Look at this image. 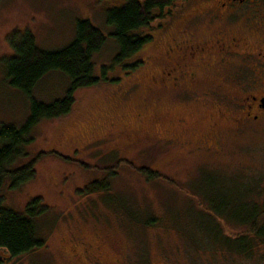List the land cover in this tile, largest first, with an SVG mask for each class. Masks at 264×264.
I'll return each mask as SVG.
<instances>
[{
  "label": "rangeland",
  "instance_id": "1",
  "mask_svg": "<svg viewBox=\"0 0 264 264\" xmlns=\"http://www.w3.org/2000/svg\"><path fill=\"white\" fill-rule=\"evenodd\" d=\"M111 1L114 0H0V120L20 125L30 113L29 97L8 83L2 64V58L12 52L8 35L15 29L30 28L40 46L61 48L75 38L76 23L83 18L108 33L105 6ZM185 1L188 0H177L172 6L177 14ZM170 9L141 29L152 38L130 59L141 61L137 69L124 72L117 67L109 72L107 81L79 88L68 114L43 119L34 128L33 140L26 145L28 158L20 164L40 151L46 152L36 164V176L14 189L6 182L0 194L7 206L18 211L25 210L32 197L42 198L49 208L37 219L50 252L42 249L21 254L3 264H61L64 256L60 248L69 247L72 235L79 241L99 240L93 234H100L98 226L105 223L114 225L110 232L119 241L143 254L159 249L179 263L181 260L187 264L190 259L195 264H223L215 257L218 251L214 240L207 239L206 234L200 237L203 226L196 216L207 207L206 202L199 204L203 201L200 194L210 179L218 177L220 166L226 173H240L233 177L240 194L251 186L264 188L256 180L258 177L252 180L255 172L264 174V133H239L230 140L225 158L196 149L195 145L180 148L156 141L200 140L215 111L212 104L193 106L196 110L178 107L171 111L167 108L168 90L155 85L157 53L162 56L172 35L168 29L175 16ZM117 50L116 41L109 36L94 55L97 72L102 64L110 63ZM68 83L65 74L51 71L39 81L33 95L51 102L64 94ZM181 117L183 124L171 128L170 121ZM54 151L74 159H65ZM122 159L152 168L165 178L149 179L124 164L113 175L105 171ZM222 161L227 163L220 165ZM229 163L237 165L233 168ZM241 173L247 178L243 179ZM98 179H107L109 188L88 192V184ZM198 186L205 188L200 190ZM242 200L247 212L249 203ZM258 246L250 254L239 253L226 259L224 264H264L263 244Z\"/></svg>",
  "mask_w": 264,
  "mask_h": 264
},
{
  "label": "flooded vegetation",
  "instance_id": "2",
  "mask_svg": "<svg viewBox=\"0 0 264 264\" xmlns=\"http://www.w3.org/2000/svg\"><path fill=\"white\" fill-rule=\"evenodd\" d=\"M185 2V7L178 14L172 7L177 0L166 8L173 10L171 14L175 19L168 29L172 34L171 40L166 42L162 56L157 53L159 71L154 75V82L160 90H168L167 108L171 111L178 107L191 110L193 106L203 108L210 104L214 105L215 111L208 123V131L200 140L170 138L156 141L180 148L195 145L196 149L225 158L229 153L230 140L239 133H264V0ZM170 122L174 128L183 124L184 117ZM225 163L219 164L224 166ZM253 169L256 170L255 167ZM217 170L218 177L210 179L206 185L208 193L200 194L207 206L211 201L216 202V209L210 206L211 211L205 209L197 219L200 218L198 221L205 234L217 240L214 242L218 251L215 257L224 264L226 259L239 256V253L250 254L259 247L253 243L256 237L252 230L255 212L249 209L247 222H240L244 216L239 215L237 202L240 199L261 201L264 193H256V187L253 192L251 186V193L240 194L233 182V177L240 173H226L222 166ZM255 173L252 180L261 175V172ZM256 180L264 185V178ZM261 190L264 191L263 188ZM113 227L107 223L98 226L100 234H93V238L97 234L99 240L93 242L79 241L75 234L72 235L69 247L60 248L64 256L61 264H184L181 260L179 263L170 259L159 249L143 254L133 245L129 248L127 243L111 234ZM245 233L248 237L239 241V234ZM262 244L264 247V241ZM47 245L45 243L42 249L49 254ZM199 257L203 258L202 255ZM187 264L195 263L189 259Z\"/></svg>",
  "mask_w": 264,
  "mask_h": 264
},
{
  "label": "trees",
  "instance_id": "3",
  "mask_svg": "<svg viewBox=\"0 0 264 264\" xmlns=\"http://www.w3.org/2000/svg\"><path fill=\"white\" fill-rule=\"evenodd\" d=\"M173 1H111L105 6V20L110 27L108 33L88 18L79 19L76 23L75 38L61 48L47 49L40 46L35 32L30 28L15 29L8 35L12 52L2 58V64L8 83L29 97L30 113L20 125L0 120V191L6 182L10 188L14 189L36 176V164L46 152L40 151L32 157L29 156L30 158L25 163H20L22 159L28 158L26 145L32 142L34 128L41 120L68 114L76 102V91L81 87L107 81L111 70L114 71L117 67H121L124 72H132L141 65L140 60L130 61L151 40V34L143 33L141 29L149 26L159 14H163ZM109 36L116 41L118 50L110 63L102 64L100 71L97 72L94 55L102 48ZM51 71L65 74L69 83L62 96L51 102H46L36 98L33 91L39 81ZM110 79L114 80V77ZM53 153L68 160L74 159L57 151ZM75 161L89 168L87 163L77 159ZM120 164L136 169L149 179L165 178L157 173L158 171L146 166L138 167L127 159L119 161L116 167L105 168V171L113 175ZM258 178H264V174L261 173ZM171 181L175 180L171 179ZM109 186L110 183L107 179H98L88 184L87 190H107ZM197 188L202 190L205 187L198 186ZM261 188L263 187H256V193L263 194L264 191L262 192ZM251 189L253 191V186ZM205 190L201 193H208ZM252 191L249 188L248 191L241 194H248ZM241 200L237 202V206L239 215H243L244 218L242 220L238 218V220L247 222L249 214L248 211L245 212L246 208H242L244 204L241 203L243 201ZM245 201L249 203H247L249 205L247 210L253 209L255 212L254 229L252 230L256 233V237L253 238V243L258 245L264 241V199L255 200L256 206L253 205L255 202H250L247 199ZM199 204L203 205L204 201H199ZM210 204L207 206V211H211L210 206L216 209V202L211 201ZM47 208L49 207L43 203L40 196H34L28 201L25 210L18 211L7 206L0 194V264L10 260V257L42 250L45 239L40 234V223L37 218ZM202 212L204 211L198 212V215H201ZM198 219L200 221L199 217ZM202 219L204 218L202 217ZM199 221H197L198 224ZM201 231L204 233L200 237L206 236L205 231L202 229ZM250 232L251 230L248 233ZM248 233L239 234V241L245 240ZM206 237L212 239L209 236Z\"/></svg>",
  "mask_w": 264,
  "mask_h": 264
}]
</instances>
